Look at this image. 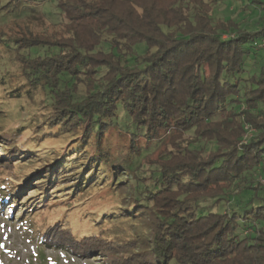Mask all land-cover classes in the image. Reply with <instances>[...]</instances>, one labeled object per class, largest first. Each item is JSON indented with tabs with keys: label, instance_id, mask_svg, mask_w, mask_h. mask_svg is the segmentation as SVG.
Listing matches in <instances>:
<instances>
[{
	"label": "trees",
	"instance_id": "1",
	"mask_svg": "<svg viewBox=\"0 0 264 264\" xmlns=\"http://www.w3.org/2000/svg\"><path fill=\"white\" fill-rule=\"evenodd\" d=\"M20 1L8 3L10 20L37 5ZM214 1L57 0L66 37L20 26L8 36L14 73L7 83L0 77V99L33 102L15 131L45 121L73 143L40 156L12 140L9 155L23 157L33 175L27 182L39 190L30 208H48L53 183L72 181L70 195L103 170L115 187L119 168L139 179L141 162L150 165V184L125 186L130 197L117 201L120 214L136 208L140 231L131 227L121 243L115 230L77 238L57 215L41 230V244L85 256L99 249L92 241L115 237L124 258L102 264H131L142 253L154 261L147 256L140 264H264V0L243 7L259 8L257 30L233 14L214 17ZM30 47L43 51L30 56ZM110 130L126 140L123 149L112 144ZM7 158H0V172L12 171ZM38 160L48 162L42 171ZM13 187L0 194L1 206L18 204L23 190ZM125 218L112 222L125 226Z\"/></svg>",
	"mask_w": 264,
	"mask_h": 264
},
{
	"label": "rangeland",
	"instance_id": "2",
	"mask_svg": "<svg viewBox=\"0 0 264 264\" xmlns=\"http://www.w3.org/2000/svg\"><path fill=\"white\" fill-rule=\"evenodd\" d=\"M14 1L15 0H0V77L2 76L6 83L14 73V68L8 62L11 56L5 51L6 45L12 44L10 39L7 40V38L18 35V33H16V31L19 30L18 26L23 28V30L29 28L35 34H42L43 32L48 35L58 31L62 36L66 37L68 33L64 27L66 22L65 18L56 13L57 0L34 1L37 5L40 4L41 6H33L35 9L28 10L27 15H21L17 21L10 20L9 18L11 15L13 17L15 13L13 11L9 12L10 5ZM26 1L27 0L20 1L21 3L18 4H25ZM8 3H10V5ZM247 3L248 0H215L213 8L214 17L221 18L225 15L229 16L233 14L243 23L248 21L249 29L257 30L259 25L256 24L255 21L258 18V12H260L259 8L255 7L254 4L247 6V9L243 8L246 7L244 4ZM43 11L44 13H42ZM222 36L223 38L228 37L227 34ZM262 37V46L264 47V35ZM44 49L47 48L44 47ZM28 50L30 56H35L43 51L39 47H30ZM252 50L254 51V48H252ZM32 103L33 102H28L25 99H10V101L0 99V114H5L2 119L6 121L5 125L0 127V158H7V154H12V152L16 150L11 144L13 139L16 140L19 149L21 148L23 152L31 151L40 156L49 153L54 147L68 148L73 144L72 141H69L71 139L70 133H61L60 127L57 130L50 131L48 129L49 127L44 125L45 121H40L38 125L34 126L29 122L26 124L28 126L26 129L16 132L15 128H17V125L15 122L22 121L24 114H31L33 107H31L30 104ZM35 119L39 120L38 117L34 118V120ZM8 132H11V135H9ZM109 139L113 145L116 144L118 149H123L127 143L126 140L121 138V136L119 137L113 130H110ZM142 142L144 143V141ZM211 146H213V142L207 144L208 148ZM168 148H172L170 144ZM149 151H153L151 155L156 157L158 149L153 150L152 147L148 152ZM8 158V160H6L12 171L0 172V185L2 186L0 194H8L7 189L13 191V186L18 188V190H23V192L18 196V204L16 203V206H13L9 201L4 202L2 206L0 204V264H102V259L108 258L111 259L112 262H118L116 259L117 257L120 261L124 258L121 256V250H123L121 246L123 245H116V238H118L121 243V240L124 238L123 236L131 231V227H137V231H140L141 227H139V224L141 222H139V220L141 215L136 212L135 207H130L132 213H127L122 210L120 214L117 211V201L120 199L118 196L126 192V198L130 197L129 194H131V191L129 192V190L125 188V186L129 184L133 186L137 181L141 184H150V180L148 179V174H151L149 173L150 171H148L150 165H148L147 162H141V170L137 172V175L141 176L139 179L135 178V176L125 175L124 167L119 168L113 174L112 182L114 183L118 177H122L123 179L122 182H120V184L118 182V185L115 187L114 185L109 187V181H107L108 178L106 177L108 174L104 173L103 170L99 171L102 172L103 175L98 173L99 175L93 176L83 188H78L77 191L70 195H68V193L73 186L69 184L72 181L60 180L62 183L60 182L59 186L53 183L52 188L56 193L46 198V205L48 208L34 210V208H30L29 201L35 195H38L39 190L36 189L37 185H29V182H27V180L29 181V178L33 176L30 175L31 170L25 168L28 164L23 167L24 164L21 162L23 157L21 158L20 156L14 157L9 155ZM3 161L4 160L0 159V163ZM40 162L42 161H39L36 168L42 171L47 167L46 164H48V162ZM29 167L31 168L32 166ZM104 170L107 172V168ZM36 177L37 176H34V178ZM33 180L37 181L35 179ZM38 180H43V178ZM93 180L96 181L94 187L91 185V183L94 182ZM112 186L114 188H112ZM117 188H120V191H117ZM16 191L17 189L13 192L15 193ZM126 200L128 199H124V202ZM31 210L35 212L33 216L28 215ZM127 214H136L135 217L137 218L132 217L131 219H126L125 217H121ZM57 215L61 216V220L65 221L64 223L69 226L70 231L77 238H84L87 235L91 236L92 234H96L99 232L96 230H100L101 233H106L107 230H115L114 232L117 233L118 237H113L107 241H92L93 246L99 249L95 251V253L92 252L85 256H76L72 251H67L58 247L56 243L48 247L43 243L41 244V230L44 231L49 224L51 225L55 222L54 218ZM112 217L116 218V220L125 218L128 221L126 223L127 225L123 226L124 224H122V226H119V224L112 222L115 220L114 218L111 219ZM110 248L118 252L117 256L111 254L112 250ZM92 254L96 256L93 257ZM147 256H149L151 260L153 259L151 257L152 255H144V253L139 256H131V264H140L139 262L147 263V261H144V258Z\"/></svg>",
	"mask_w": 264,
	"mask_h": 264
},
{
	"label": "built area",
	"instance_id": "3",
	"mask_svg": "<svg viewBox=\"0 0 264 264\" xmlns=\"http://www.w3.org/2000/svg\"><path fill=\"white\" fill-rule=\"evenodd\" d=\"M260 181L264 184V177H261Z\"/></svg>",
	"mask_w": 264,
	"mask_h": 264
}]
</instances>
